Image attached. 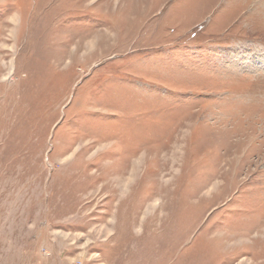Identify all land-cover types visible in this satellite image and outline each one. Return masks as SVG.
Listing matches in <instances>:
<instances>
[{"label": "rangeland", "instance_id": "rangeland-1", "mask_svg": "<svg viewBox=\"0 0 264 264\" xmlns=\"http://www.w3.org/2000/svg\"><path fill=\"white\" fill-rule=\"evenodd\" d=\"M264 0H0V264H264Z\"/></svg>", "mask_w": 264, "mask_h": 264}, {"label": "bare ground", "instance_id": "bare-ground-1", "mask_svg": "<svg viewBox=\"0 0 264 264\" xmlns=\"http://www.w3.org/2000/svg\"><path fill=\"white\" fill-rule=\"evenodd\" d=\"M264 62V61H263Z\"/></svg>", "mask_w": 264, "mask_h": 264}]
</instances>
